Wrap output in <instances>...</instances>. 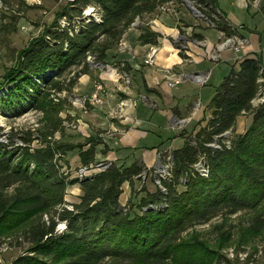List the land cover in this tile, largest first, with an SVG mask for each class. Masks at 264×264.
<instances>
[{
    "label": "trees",
    "instance_id": "trees-1",
    "mask_svg": "<svg viewBox=\"0 0 264 264\" xmlns=\"http://www.w3.org/2000/svg\"><path fill=\"white\" fill-rule=\"evenodd\" d=\"M167 1L68 0L3 75L0 110L13 111L24 104L40 108L52 93L71 90L80 75L92 72L89 56L106 63L109 50L135 18ZM194 1L211 27L226 36L239 35L218 0ZM91 5L98 16H84ZM261 10L264 14V5ZM3 28L0 20V35ZM160 37L150 27H141L143 44H158ZM237 65L211 98L207 115L193 131L182 133L184 144L162 154L161 159L168 154L172 158L171 177L162 181L165 192L159 186L146 190L144 183L140 191L145 195L139 202L133 198L126 205L120 202L124 185L135 193L137 180L147 170L139 160L128 165L109 161L90 177H71L66 154L78 148L81 164L89 166L101 138L78 144L52 140L58 127H50L36 129V137L18 133L23 144L12 136L0 142V237L20 231L30 244L10 264H233L199 236L185 238L183 233L220 215L255 208L264 200V101L255 103L264 96V63L254 52ZM70 71L73 75L64 77ZM245 114L252 115L250 126L233 138L225 136ZM34 140L39 145L33 146ZM202 158L207 176L195 167ZM74 184H80L82 195L70 209L65 196ZM58 221L66 222L61 232L56 231Z\"/></svg>",
    "mask_w": 264,
    "mask_h": 264
},
{
    "label": "rangeland",
    "instance_id": "rangeland-1",
    "mask_svg": "<svg viewBox=\"0 0 264 264\" xmlns=\"http://www.w3.org/2000/svg\"><path fill=\"white\" fill-rule=\"evenodd\" d=\"M67 4L68 0H0V20L5 27L3 28V33L0 35V81H2L6 71L15 66L19 51L25 48L34 37L40 35L45 27L55 20L57 14ZM173 4H176L179 9L182 8V16L185 19V25L183 24V26L186 27L187 23H189L192 28H203V31L212 40L207 39V45L209 42H218L219 35L217 30L211 27L209 21L195 16L191 9V3L185 0H170L160 4L153 12L140 14L137 16L139 17L138 27L135 28L141 30L142 26H148L152 29L155 26L154 19L160 11H167L169 8H172ZM218 4L222 10L231 16L233 22L238 26L239 32L257 49L264 63V14L261 10L264 0L252 2L249 0H218ZM196 6L198 7V5ZM93 10L92 5L87 7L83 12L84 16H98L99 11ZM60 22L65 25L66 19L62 18ZM74 25L78 27L79 23L74 22ZM131 28H133L132 24L128 29ZM124 34L117 45L109 51L120 48ZM181 35L184 36L183 33ZM190 39H193L192 36ZM180 41L183 42L184 40L180 39L178 43ZM248 45L250 44L248 43ZM88 60L92 67V72L88 74L105 70V68L94 65L96 63L94 57L89 56ZM224 68L226 69L225 71ZM233 68L237 70L239 66L237 64L226 66L224 63H220L211 79L209 75L206 85H198L185 80L180 85L173 87L172 92L177 94V100L170 106L179 105L183 107L182 105H184L185 107L193 98H198L199 102L197 106L201 109L199 118L205 117L207 115L206 107L209 100ZM76 70L74 69V71ZM198 72L208 73V71ZM72 75L73 71H70L64 77L69 78ZM82 75L78 77L76 85ZM67 82L68 80H66ZM76 85L71 90H64L59 92V94L52 93L53 91H51L52 95L42 101L40 108L32 109L24 104V107L17 108V110H0V142H8L9 137L12 136L17 144H23L22 140L18 137V133L22 131L26 132V134L28 133L27 135L31 133L30 136L36 137L39 133L34 134V132L38 128L45 131V129H49L50 127H58V131L51 138L52 140L78 144L86 143L92 138H101L103 141L101 144H105L102 136H93L92 134L88 136L86 133L79 131L80 125L84 123L78 118V112L87 109L89 103H86L84 106L78 103L77 98L85 95L77 94L75 90ZM262 92H264V89ZM260 101L261 99L257 100L256 105ZM153 111V122L160 124L159 135L163 136V140H166L169 136L173 137L175 130L168 116L159 110ZM147 118L150 119V115ZM174 121L176 122L177 120ZM174 121L172 122L175 123ZM251 121V114L241 115L237 119L234 131L230 132L229 135L233 138L236 134L244 132L250 126ZM187 123L188 121H185L181 127H185ZM184 133L188 132L185 131ZM179 140L183 141L181 137ZM32 145H39L38 140H34ZM87 147L88 145L85 146V148ZM101 151L102 154L108 152V146L105 144V147ZM97 154L98 145L96 146L95 161L90 164L94 174L103 170V165L100 169L99 165L110 161L105 159L100 153L97 158ZM136 156L139 158L140 152ZM66 159L70 164L71 177L79 178V169L85 167L81 164L79 149L76 148L68 152ZM118 164L122 163L118 162ZM163 164H165V159L161 160L159 158L157 163L152 167H147V170L143 172L142 177L137 180L134 186V189H136L135 193H132L130 186L125 185L124 192L120 197L124 205L128 204V201L132 198L135 202H139L141 197L145 195L140 191L144 183L146 184L143 187L146 190L154 191L156 189L158 184L151 179V176L154 175V172H158L156 175H161ZM158 165L160 166L158 167ZM64 169H67L66 166ZM81 195L82 188L80 184L70 186L65 196L66 206L72 209V204L79 202ZM44 217L48 220L50 216L45 215ZM257 217L260 218L259 222H256ZM220 225H223L221 230L215 228V226ZM64 227L63 221H58L56 231L61 232ZM190 235H197L206 241L210 247L219 249L233 264H264V200L255 208L241 210L235 214L220 215L205 224H199L183 233L185 238L190 237ZM29 246V242L25 240L20 231L0 237V264H10L16 257L25 253Z\"/></svg>",
    "mask_w": 264,
    "mask_h": 264
},
{
    "label": "crops",
    "instance_id": "crops-1",
    "mask_svg": "<svg viewBox=\"0 0 264 264\" xmlns=\"http://www.w3.org/2000/svg\"><path fill=\"white\" fill-rule=\"evenodd\" d=\"M227 17L235 24L231 16L227 14ZM184 20L182 8H177L176 4H173L172 8L167 11H160L155 17V26L152 30L161 33V37L158 43L160 49L154 65L144 64L149 44H143L139 40L141 30L133 27L124 34L123 43L127 45V48L124 51L118 48L112 50L113 52H108L105 70L93 74H83L79 78L75 87L78 95H90L95 90L97 82L107 88L105 101L102 105L89 104L87 109L80 110L77 115L84 123H81L79 131L88 136L91 134L102 136L108 146V152L102 154L101 150L105 144L98 145L97 158L100 153L110 161L128 165L139 160L146 167H152L162 154L180 148L185 141L182 133L185 131L190 133L204 118V116L199 118L201 109L197 106L198 98H193L185 107L184 105H182L183 107L170 106L177 100V94H174L173 87L168 85V78L174 79L180 74L188 75L198 71H208L211 73V79L220 63L231 66L237 64V61L244 56L257 52V49L249 42L250 45L246 46L242 52L240 51L241 53L225 49L219 53L218 58H212L211 54L217 42L198 45L194 42L195 39L212 40L206 35L203 28H192L189 23L186 27L183 26ZM217 33L220 36L218 30ZM196 34L201 35V38ZM239 34L242 35L241 32ZM191 36L193 39H190ZM182 38L187 39L188 47L180 52L178 41ZM121 63L126 65V69L131 75L130 85H125L113 71ZM167 75L169 77H166ZM187 81L195 83L190 79ZM122 101L126 106L121 105ZM153 110H159L167 115L172 126L174 118L190 120L185 127L175 126L173 137L169 136L163 140V136L159 135L160 124L153 122ZM149 115L150 119L147 118ZM180 137L183 141L179 140ZM139 152L138 158L136 154ZM125 185L129 186L128 183ZM120 202L124 203L121 198Z\"/></svg>",
    "mask_w": 264,
    "mask_h": 264
},
{
    "label": "built area",
    "instance_id": "built-area-1",
    "mask_svg": "<svg viewBox=\"0 0 264 264\" xmlns=\"http://www.w3.org/2000/svg\"><path fill=\"white\" fill-rule=\"evenodd\" d=\"M185 1H188L189 3H191V9L194 12L195 16H198L199 18L201 17V18L206 19L204 13L202 12V10L199 7L196 6L197 3L194 0H185ZM163 8L165 9V7H163ZM138 24H139V17H137L135 19V21L132 23V26L138 27ZM210 24L213 25L212 23H210ZM219 34H220L219 40L216 43L215 48L211 54V57L215 58V59L218 58L219 53L225 49H232L235 53H239L249 43L248 39L243 37L240 34L239 35H232V36H226L223 32H219ZM182 40H184V39L182 38ZM194 42L197 43L198 45H207L206 40L195 39ZM187 47H188L187 39L184 40L183 42L180 41L178 43V50L180 52L186 50ZM126 48H127V45L122 42L120 45V50L124 51ZM159 49L160 48H159L158 44H149L148 51L144 57V64L154 65L156 62V59H157ZM94 65L102 67V68L107 67V65H104L103 63H95ZM113 71L118 77H120V79L123 81V83L125 85L131 84V75L127 71L126 65L124 63H121V65L116 67L115 69H113ZM209 75H210V72H208V73L196 72V73H189L188 75L180 74L177 77H175L174 79L168 78V85L170 87H175L187 79L194 81L198 85H206V83L209 80ZM166 77H169V76L167 75ZM106 93H107L106 87L102 83H97L95 86V90L90 95H85V96L79 97V98H77V101L80 105H83V106L86 103H89V104L94 105V106H99V105H102L104 103ZM259 99H261L260 102L264 101V97H258L257 100H259ZM256 101H255V103H256ZM133 104H135V103H133ZM121 105L126 106L124 101L121 102ZM174 120H177V121L175 122ZM174 120L173 121L175 123H173V127L182 126V124H184L185 121H189L190 119L174 118ZM229 134H230V132H226L224 135L229 136ZM226 143L229 145L230 140L226 139ZM210 145L215 146V147H219V145H217L215 143H212ZM161 156H160V159L162 158ZM160 163H162V162H160ZM101 166H102V169H105L108 166V164L106 163V164L99 165L98 166L99 169ZM159 166L160 165H158V167ZM195 167H196V170L200 174L206 175V176L208 175V167H207L206 162L203 158L200 159L195 164ZM162 168H161L162 174L156 175V173H158V172H154L153 177H154V181L156 182V184H158V186L162 190L165 191L166 189L164 188L162 181H163V179H169L171 177L172 158L170 155H168V157H166L165 164H163ZM79 173H80L79 178L90 177L94 174V172H92L91 165L81 167L79 169ZM63 224L65 226L63 229H65L66 228V222H63ZM63 229H62V231H63Z\"/></svg>",
    "mask_w": 264,
    "mask_h": 264
}]
</instances>
